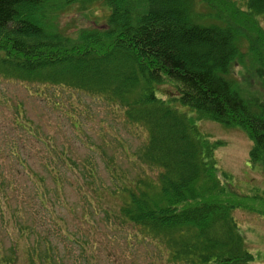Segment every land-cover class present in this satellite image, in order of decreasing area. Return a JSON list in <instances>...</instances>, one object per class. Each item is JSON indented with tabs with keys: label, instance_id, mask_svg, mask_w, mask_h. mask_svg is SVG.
Returning a JSON list of instances; mask_svg holds the SVG:
<instances>
[{
	"label": "trees",
	"instance_id": "trees-1",
	"mask_svg": "<svg viewBox=\"0 0 264 264\" xmlns=\"http://www.w3.org/2000/svg\"><path fill=\"white\" fill-rule=\"evenodd\" d=\"M100 3L109 10L101 26L72 37L59 24L68 7ZM262 15L264 0H0L3 79L45 100L66 90L100 98L147 133L127 159L141 173L127 178L107 165V187L91 158L79 168L50 136L38 134L44 174L13 145L10 155L31 191L22 190L24 198L0 173V228L10 240L0 247V264H139V249L147 264H253L232 211L264 216V190L239 194L218 171L221 144L201 135L178 106L198 120L242 128L252 141L248 164L264 176V103L243 97L231 74L242 59L252 62L264 89ZM165 83L174 89L167 100L157 97ZM47 103L76 111L60 98ZM16 109L14 125L37 140ZM69 172L81 181L78 207L68 202Z\"/></svg>",
	"mask_w": 264,
	"mask_h": 264
},
{
	"label": "rangeland",
	"instance_id": "rangeland-1",
	"mask_svg": "<svg viewBox=\"0 0 264 264\" xmlns=\"http://www.w3.org/2000/svg\"><path fill=\"white\" fill-rule=\"evenodd\" d=\"M199 10L207 13L208 7L202 4ZM108 14L109 11L102 3L85 11L80 10L79 5L68 7L59 17V24L66 29L67 35L73 37L75 35L71 33L78 28L101 26ZM258 22L264 29V15L258 18ZM246 49L244 43L242 51L246 52ZM254 68L252 62L247 63L242 59L231 69V74L236 80L235 87L243 97L256 96L264 103V89L256 81ZM173 90L170 83H165L158 89L157 97L166 100V91ZM55 95L57 98L48 96L49 100H45L29 94L24 84L0 76V173L10 177L12 183L21 188V196H24L22 190L29 195L31 188L19 169L17 159L10 155L11 147L16 145L22 158H27V162L34 164L39 174H44L40 166L43 146L38 140V134L52 137L58 149L66 148L79 168L88 167L86 162L91 158L96 163L99 184L103 187L110 185V168L107 165L120 166L127 178H136L141 173L138 162L128 163L127 159L132 157L147 138L144 129L127 124L119 111H113L100 98L80 95L70 90L58 91ZM59 98L65 105H72L76 111L73 113L65 108L54 109L47 103ZM17 106L21 107L22 115L31 122L37 140L14 125ZM178 109L188 117L194 115L185 107L178 106ZM190 120L195 122L201 134L212 141L223 143L215 151L217 167L222 173L232 177L235 190L238 188L240 193L249 196L261 194L264 177L258 169H251L248 164L252 143L247 133L240 127H227L209 120L199 121L194 116ZM75 122H78V127L72 124ZM145 171L148 172L147 169ZM68 178L72 183V187H67L66 190L69 205L78 207V184L81 181L76 182L75 174L70 172ZM232 216L244 237L246 250L256 258L254 264H264L258 258L264 254V217L237 209ZM98 237L101 238L100 234ZM9 244L6 231L0 228V247L6 250ZM122 251L123 248L120 253ZM136 258L139 264L148 263L145 250L139 249Z\"/></svg>",
	"mask_w": 264,
	"mask_h": 264
}]
</instances>
